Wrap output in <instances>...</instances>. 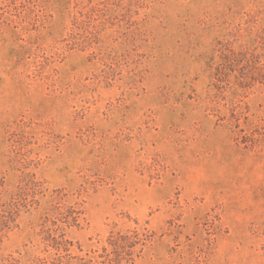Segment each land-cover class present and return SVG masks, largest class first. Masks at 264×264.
Segmentation results:
<instances>
[{"label":"rangeland","instance_id":"374dc122","mask_svg":"<svg viewBox=\"0 0 264 264\" xmlns=\"http://www.w3.org/2000/svg\"><path fill=\"white\" fill-rule=\"evenodd\" d=\"M83 1L0 0V264H36L67 206L73 254L135 220L136 264H264V85L215 77L264 63V0H92L76 29ZM21 181L42 185L8 218Z\"/></svg>","mask_w":264,"mask_h":264},{"label":"trees","instance_id":"16d2710c","mask_svg":"<svg viewBox=\"0 0 264 264\" xmlns=\"http://www.w3.org/2000/svg\"><path fill=\"white\" fill-rule=\"evenodd\" d=\"M79 1L80 4L84 2L83 0ZM86 1L88 11L86 13L78 12V19L75 18L73 22L76 29H78L80 23L94 20L95 16H99L98 13L103 15V10L99 6L92 5V0ZM111 4L117 3L111 0ZM84 18L86 20H82ZM75 36L73 34L69 35L66 46L75 48L80 44ZM72 37L74 38L72 39ZM229 75L234 76L237 86L242 89L248 90L257 85H264V63L260 61L258 56L248 55L247 53L223 54L220 56V62L215 68V77L217 82L220 83L224 82L223 80ZM41 185V182L38 181L29 183L21 181L19 192H12L9 195L10 203L3 211L9 214L8 218H11L20 201L26 200L28 196L34 198L39 193ZM81 215L80 210L73 206H67L63 210L58 209L53 220L46 214L41 217L38 233L41 247L40 255L35 258L36 264H136L145 249L155 241V233L146 227L139 226L134 220L135 225L133 227L125 230L109 231L100 247L83 253L81 246L77 245L78 253L73 254L71 251L74 246L73 242L65 236L64 229L65 227H78ZM0 220L3 224H6L9 219L3 215Z\"/></svg>","mask_w":264,"mask_h":264}]
</instances>
